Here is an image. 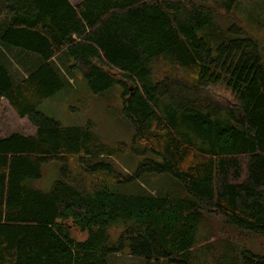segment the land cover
<instances>
[{"label": "trees", "instance_id": "1", "mask_svg": "<svg viewBox=\"0 0 264 264\" xmlns=\"http://www.w3.org/2000/svg\"><path fill=\"white\" fill-rule=\"evenodd\" d=\"M237 2L0 0V45L38 59L15 85L0 51V99L34 128L0 138V264H108L118 253L188 264L204 214L264 236V47L236 22ZM54 57L92 95L121 86L131 145L39 109L66 87ZM128 151L132 172L116 161ZM57 163L41 188L43 167ZM145 175L175 178L187 196Z\"/></svg>", "mask_w": 264, "mask_h": 264}, {"label": "rangeland", "instance_id": "2", "mask_svg": "<svg viewBox=\"0 0 264 264\" xmlns=\"http://www.w3.org/2000/svg\"><path fill=\"white\" fill-rule=\"evenodd\" d=\"M72 4L80 0H69ZM4 11L0 6V22L4 17ZM236 22L243 27L247 37L254 39L260 46L264 47V32L261 30V24L264 23V0H238L235 8ZM228 26L229 23H225ZM2 51L8 59L17 56L19 50L6 49L0 45ZM65 76H69L66 70H63ZM76 77L75 75H73ZM121 86H114L98 95H92L86 87V81L79 73V79L72 89L67 90V100L71 103L72 120L78 125L91 124L99 138L108 144L125 143L129 145L132 141L133 130L130 124L123 118ZM60 96V95H59ZM63 109L69 108L63 104L61 114L56 117L61 121L70 120V115ZM3 122L10 123L18 130H23L19 126L26 125V133H33L34 128L29 127L28 121H21L20 118L7 106L5 100L0 102V125ZM131 145V144H130ZM132 151L124 152L119 155V166L125 172L131 170L136 165L137 158L131 154ZM139 158V157H138ZM44 176L40 182V187L48 189L59 177V164H48L43 167ZM168 175H145L141 178L144 183L156 187L164 188L171 192L173 196H187L182 183L170 180ZM123 227L112 228L109 230L108 245L114 246L118 243L122 234ZM78 235L79 238H84ZM195 247L188 254V264H242L241 255L251 254L256 256L264 255V236L247 233L238 229L234 225L224 223L220 218L214 215L204 214L198 225L195 235ZM108 264H149L143 257L128 256L127 254H108ZM155 264V262H152ZM156 264H175L168 260H161Z\"/></svg>", "mask_w": 264, "mask_h": 264}, {"label": "crops", "instance_id": "3", "mask_svg": "<svg viewBox=\"0 0 264 264\" xmlns=\"http://www.w3.org/2000/svg\"><path fill=\"white\" fill-rule=\"evenodd\" d=\"M16 55L17 56L16 57L13 56L12 59H10V58L8 59V57H7V59H8V64H7L8 73L12 79V82L15 85L19 84L24 79H26L36 69L35 66H37V62H38L37 57L32 53L17 52ZM59 60L60 59L58 57H54L53 59H51L49 61V63L59 74H63L62 71L64 68H62V65L60 64ZM27 61L28 62L30 61V62L28 64H26ZM71 64L72 63L70 61H66L67 66H69ZM58 68L60 70H58ZM73 75H75L76 77H74ZM67 78H68L67 79L68 81L66 80V87L63 90L59 91L58 93H55L50 99L44 101L39 106V109L42 112H44L45 114H47L49 116H54L55 118H57L56 116L58 114L62 113L61 110H62L63 104H65L69 108V110L63 109V111L66 114L70 115L71 121H67V122L62 121V122L65 124H71V125L76 124V125H78L75 121L72 120L71 115L74 114V111L70 110V109H72V106H71V103L69 102V100H67L68 96H67L66 91L72 89V86H74V83L76 82V78L79 79V71L76 69H71L70 74ZM3 100H5V99L1 98L0 102ZM6 103H7V106L10 107V105L8 104L7 101H6ZM10 109L13 111V109L11 107H10ZM20 120L21 121H28L27 118H25V117L20 118ZM29 127H32V126L30 125ZM19 128H22L23 130H18L17 128H15V126L13 127L12 125H10V123L3 122V125H0V138L8 137L13 132L21 133L24 136H31L34 133L33 132V133H26L25 134V131L27 130L25 124L23 126H19Z\"/></svg>", "mask_w": 264, "mask_h": 264}]
</instances>
